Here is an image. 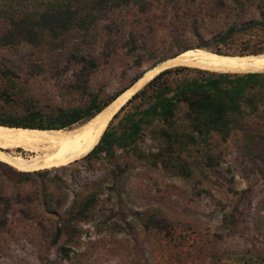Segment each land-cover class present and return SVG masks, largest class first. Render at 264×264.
<instances>
[{"label":"rangeland","instance_id":"rangeland-1","mask_svg":"<svg viewBox=\"0 0 264 264\" xmlns=\"http://www.w3.org/2000/svg\"><path fill=\"white\" fill-rule=\"evenodd\" d=\"M36 1L44 0H0V32L13 11L39 9ZM260 19L264 0H145L144 10L105 11L86 31L0 45V68L19 99L42 109L82 107L88 95L102 103L125 92L168 58L210 49L264 54L256 27L218 40L230 25ZM183 75L194 74L167 78ZM182 113L180 105L178 119ZM142 145L155 152L154 141ZM164 157L152 166L117 151L115 161L131 164L116 179L110 162L91 157L34 172L0 161V264H264V109L225 141L212 135L207 148Z\"/></svg>","mask_w":264,"mask_h":264},{"label":"trees","instance_id":"trees-1","mask_svg":"<svg viewBox=\"0 0 264 264\" xmlns=\"http://www.w3.org/2000/svg\"><path fill=\"white\" fill-rule=\"evenodd\" d=\"M31 1V0H29ZM12 3V2H11ZM16 6L18 3H15ZM134 4L144 10L145 0H44L33 3L39 7L32 11L22 9L7 17V26L0 32V45L15 46L20 43L38 45L43 36L57 39L70 31H86L89 24L107 10ZM7 6V5H6ZM41 8V9H40ZM7 9L14 10L8 4ZM256 27L264 35V19L236 28L230 25L218 40L224 41L237 30ZM197 48H204L198 46ZM210 52L223 54L216 49ZM179 54V53H178ZM257 55L251 51L238 55ZM177 55V54H176ZM92 66V62H87ZM190 72L171 82L167 75ZM3 86L0 87V126L60 130L97 115L123 91L99 103L96 95H88L87 103L75 108L42 109L31 98L12 93L10 73L0 68ZM183 105L182 118L177 111ZM264 109V73L228 74L176 66L157 73L133 94L112 116L97 144L83 157L110 162L116 179L131 163H118L117 151L129 153L133 160L145 161L155 166L163 164L165 157L178 154L195 146L207 148L212 135L225 141L232 130L240 127L247 117ZM116 124H112L113 121ZM156 143L155 152L143 144V139ZM182 170L181 167H179ZM88 200L86 199L85 202ZM81 214L86 210L85 208ZM79 213V211H77ZM79 213V214H80ZM59 231L54 236L58 238Z\"/></svg>","mask_w":264,"mask_h":264},{"label":"bare ground","instance_id":"bare-ground-1","mask_svg":"<svg viewBox=\"0 0 264 264\" xmlns=\"http://www.w3.org/2000/svg\"><path fill=\"white\" fill-rule=\"evenodd\" d=\"M176 66L228 74L264 73V54L229 57L199 50L196 53L165 59L146 69L125 92L82 127L68 131H54L0 126V148L4 150L22 149L30 153L28 157H23L13 151L7 153L0 150V161L20 172H34L86 156L97 144L111 117L131 94L160 71Z\"/></svg>","mask_w":264,"mask_h":264},{"label":"water","instance_id":"water-1","mask_svg":"<svg viewBox=\"0 0 264 264\" xmlns=\"http://www.w3.org/2000/svg\"><path fill=\"white\" fill-rule=\"evenodd\" d=\"M152 78H153V77H152ZM152 78H151V79H152ZM151 79H150V80H151ZM147 82H148V81H147ZM147 82H146V83H147ZM146 83H145V84H146ZM145 84H144V85H145ZM144 85H142L139 89H141ZM139 89H138V90H139ZM138 90H137V91H138ZM137 91H135L134 93H136ZM134 93H133V94H134ZM133 94H131V96H132ZM131 96H130V97H131ZM130 97H129V98H130ZM129 98H128V99H129ZM128 99H127V100H128ZM127 100H126V101H127ZM126 101H125L121 106H123V105L126 103ZM121 106H120V107H121ZM118 110H119V109H118ZM118 110H117V111H118ZM117 111H116V112H117ZM114 114H115V113H114ZM111 118H112V117H111Z\"/></svg>","mask_w":264,"mask_h":264}]
</instances>
